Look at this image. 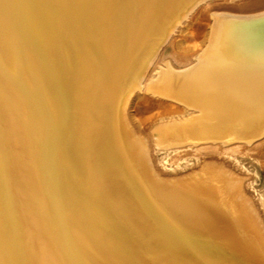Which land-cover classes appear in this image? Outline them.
Listing matches in <instances>:
<instances>
[{
    "label": "bare ground",
    "instance_id": "1",
    "mask_svg": "<svg viewBox=\"0 0 264 264\" xmlns=\"http://www.w3.org/2000/svg\"><path fill=\"white\" fill-rule=\"evenodd\" d=\"M81 1L87 13L79 22L86 33L80 27L73 34L79 50L60 46L57 67L41 69L44 84L55 83L59 121L88 127L91 145L82 151L89 163L77 175L87 178L88 193L99 194L87 204L99 215L88 216L83 202L74 200V207L81 205L82 210L75 221L83 218L88 225L84 236L71 235L74 244L70 236L61 239L70 249V264H169L175 253L189 255L197 264H264L260 209L264 199L259 205L244 193L245 178L215 158L203 160L184 175L165 178L154 159L156 150L213 153L251 147L264 139V12L214 16L205 47L191 65L177 69L169 62L158 64L159 53L178 26L207 0H197L179 17L173 10L186 0H169L168 8L147 19L120 14L95 41L85 37L91 32L88 23L96 12L95 23L101 21L116 1L100 0L101 6ZM19 4L23 14L16 9ZM36 9L32 0H0V54L7 52L13 68L9 75L0 68V88L7 85V78L21 87L16 69L23 60L20 49L32 41L29 33L20 35L16 25L23 21L32 29L41 27L44 22ZM142 91L187 113L153 126L145 136L132 126L128 113L131 99ZM81 92L85 100L76 99ZM61 130L62 138L65 130ZM59 145L60 140L58 145L49 143L50 154L43 158L45 181L57 204L61 201L53 192L49 172ZM39 147L44 152L41 142ZM71 186L83 190L77 183ZM59 222L62 235H67L65 223ZM143 229H149L152 244L146 245L156 247L153 254L140 244ZM105 244L113 247L110 253Z\"/></svg>",
    "mask_w": 264,
    "mask_h": 264
},
{
    "label": "rangeland",
    "instance_id": "2",
    "mask_svg": "<svg viewBox=\"0 0 264 264\" xmlns=\"http://www.w3.org/2000/svg\"><path fill=\"white\" fill-rule=\"evenodd\" d=\"M89 1L91 4L101 6L99 5L100 0ZM115 1L116 5L110 6L115 8L100 16L101 21L95 23L97 12L93 15V20L88 23L90 25L88 29L91 32L85 37L88 36L93 39L91 41H95L104 27L116 20L120 14L145 19L157 16L162 9L168 8L166 4L169 2V0ZM196 1L183 2L181 7L173 10L174 17H179ZM32 2L41 15V24H43L42 21L44 24L38 29H32L23 21L16 25L18 33L20 35L29 33L32 41L31 46H24L20 49L23 60H20L16 69L19 72L17 75L21 87L16 86L13 80L7 78L5 80L7 85L0 88V264H26V259L31 261V264H70L68 254L70 249L68 251L65 249L68 245H65L62 240L66 238L64 236L68 238L70 236V241L74 242L76 238L71 235L84 236L85 226L88 225L83 218V220L75 221L79 219L82 210L79 207L81 205L74 207V200L83 202L80 204H84L83 206L87 208L88 216L93 212L99 215L98 209L93 210L87 205L93 195L98 196L99 194L88 193V188L85 186L87 178L77 175L81 169L85 170L89 163L88 154L82 151V149L88 151L87 147L91 145L86 136L88 127L78 125L79 129H77L72 120L67 125L59 121L60 114L54 92L55 83L45 85L41 69L48 66L49 69L57 67L60 46L68 49L69 46H73L79 50L73 34L80 27L82 34L86 33L85 27L79 21L87 12L81 0H40V6L36 0ZM85 4L87 6L86 1ZM19 8L21 9L19 12L23 14L24 11L20 4L16 6L17 10ZM260 12H264V0L204 1L178 26L160 51L157 63L169 62L177 69L187 67L194 62L198 52L205 47L214 16L248 17ZM173 21L169 22L170 26ZM44 25H47L48 30L43 29ZM81 39L84 37L82 36ZM60 51L62 53L65 50ZM2 53L0 54V68L5 75L13 68L6 56L7 52ZM78 73L79 70L76 71V74ZM150 75L151 78H155L154 72ZM81 95L82 92L76 99L85 100ZM165 101L144 91L135 94L128 106L132 126L134 125L137 131L148 136L153 126L171 118L182 117L187 113L182 110V107L169 103L168 105ZM77 123L81 124L78 120ZM60 130L62 132L65 130L62 138L58 137ZM59 140L57 156L52 163V171L49 172L53 192L61 201L57 204L55 201L57 199L53 197L45 181L43 164L46 163H43V158L50 154L48 144L57 142L58 145ZM40 142L41 149L45 147L44 152L41 153ZM209 158L226 162L239 177L245 178L243 183L247 184L242 183L244 193L249 197L254 196L261 205V200L264 199V139L251 147L240 145L228 150H216L213 153L206 149L156 150L154 152L156 166L165 178L184 175L198 168L203 160ZM58 161L60 162L59 167L57 166ZM83 164H85L84 168H82ZM119 172L127 175L125 171ZM73 182L79 184L84 191L71 186ZM58 185L62 187V191L57 187ZM260 209L264 211V208L260 207ZM59 219L65 223L67 235H62ZM139 234V238L143 240L140 242L142 247H146V251L153 254L156 247L146 245L152 244L149 240V229H143ZM33 239L36 241L33 242ZM105 246H107L106 252L110 253L113 247L108 244ZM39 247L45 253H42ZM174 256L176 257L173 260H168L169 264H197L198 262L192 257L189 258V255L186 258L175 253Z\"/></svg>",
    "mask_w": 264,
    "mask_h": 264
}]
</instances>
